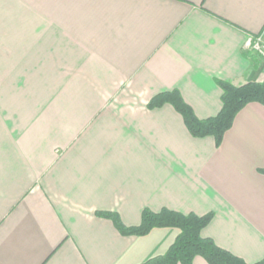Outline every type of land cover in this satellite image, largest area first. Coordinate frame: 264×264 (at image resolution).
Wrapping results in <instances>:
<instances>
[{"label": "crops", "instance_id": "crops-1", "mask_svg": "<svg viewBox=\"0 0 264 264\" xmlns=\"http://www.w3.org/2000/svg\"><path fill=\"white\" fill-rule=\"evenodd\" d=\"M263 29L264 0H0L1 45L19 48V85L0 84V264H142L177 230L122 236L95 213L130 227L162 208L212 213L202 237L264 259L263 106L219 147L146 107L177 90L216 116L215 80L264 83L243 47Z\"/></svg>", "mask_w": 264, "mask_h": 264}, {"label": "trees", "instance_id": "trees-1", "mask_svg": "<svg viewBox=\"0 0 264 264\" xmlns=\"http://www.w3.org/2000/svg\"><path fill=\"white\" fill-rule=\"evenodd\" d=\"M215 83L221 90V109L214 117L198 119L177 90L153 96L146 107L153 110L166 104L170 105L181 117L191 137L197 139L212 137L215 147H219L235 116L245 105L259 103L264 108V83L248 82L238 86L221 80H215ZM261 172L264 174V169ZM95 215L111 221L122 236L144 237L153 229L177 230L173 243L162 255L142 264H192L195 257H201L207 264H247L217 246L212 239L202 237L201 232L213 218L212 213L197 216L167 208H162L159 212L144 209L141 212L140 223L130 227L125 226L115 212H96ZM253 264H264V259Z\"/></svg>", "mask_w": 264, "mask_h": 264}, {"label": "rangeland", "instance_id": "rangeland-1", "mask_svg": "<svg viewBox=\"0 0 264 264\" xmlns=\"http://www.w3.org/2000/svg\"><path fill=\"white\" fill-rule=\"evenodd\" d=\"M16 55H19V48L3 47L0 40V73L2 74L0 84L8 82V84L19 85V77L15 74L19 70V60Z\"/></svg>", "mask_w": 264, "mask_h": 264}, {"label": "built area", "instance_id": "built-area-1", "mask_svg": "<svg viewBox=\"0 0 264 264\" xmlns=\"http://www.w3.org/2000/svg\"><path fill=\"white\" fill-rule=\"evenodd\" d=\"M243 47L245 51L254 54L261 60H264V29L258 35L247 36Z\"/></svg>", "mask_w": 264, "mask_h": 264}]
</instances>
